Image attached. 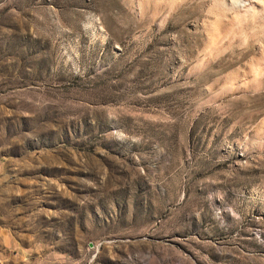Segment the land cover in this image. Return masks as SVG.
<instances>
[{
	"label": "rangeland",
	"instance_id": "1",
	"mask_svg": "<svg viewBox=\"0 0 264 264\" xmlns=\"http://www.w3.org/2000/svg\"><path fill=\"white\" fill-rule=\"evenodd\" d=\"M210 4L0 0V264H264L259 44L196 70Z\"/></svg>",
	"mask_w": 264,
	"mask_h": 264
},
{
	"label": "bare ground",
	"instance_id": "2",
	"mask_svg": "<svg viewBox=\"0 0 264 264\" xmlns=\"http://www.w3.org/2000/svg\"><path fill=\"white\" fill-rule=\"evenodd\" d=\"M153 1L173 10L176 5L188 0ZM207 12L211 18L204 22L207 37L204 57L199 58L195 69L201 70L210 60L221 56L235 45L247 46L257 43L259 48L252 61H249L248 70L243 72L241 78H229L224 89L232 92L259 90L264 85V0H211ZM257 134L264 135V118Z\"/></svg>",
	"mask_w": 264,
	"mask_h": 264
}]
</instances>
